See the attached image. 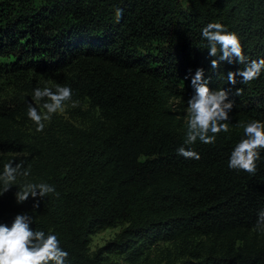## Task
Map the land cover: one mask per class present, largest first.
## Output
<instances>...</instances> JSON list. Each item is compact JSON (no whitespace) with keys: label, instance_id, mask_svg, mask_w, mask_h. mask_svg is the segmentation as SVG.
Masks as SVG:
<instances>
[{"label":"trees","instance_id":"1","mask_svg":"<svg viewBox=\"0 0 264 264\" xmlns=\"http://www.w3.org/2000/svg\"><path fill=\"white\" fill-rule=\"evenodd\" d=\"M209 23L236 33L249 61L264 58V0H0V81L31 94L30 75L56 77L71 88L69 102L89 106L85 128L55 114L42 132H27L28 95L0 101V174L22 165L8 191L0 181V224L32 217L34 231L57 236L65 264H138L167 243L178 249L173 264H264V151L255 175L228 167L242 125L264 122V71L234 87L226 74L243 65L210 71L201 36ZM198 68L235 103L228 132L187 145ZM181 146L200 159L178 155ZM30 183L55 193L18 204ZM118 225L90 254L91 236Z\"/></svg>","mask_w":264,"mask_h":264},{"label":"clouds","instance_id":"2","mask_svg":"<svg viewBox=\"0 0 264 264\" xmlns=\"http://www.w3.org/2000/svg\"><path fill=\"white\" fill-rule=\"evenodd\" d=\"M123 10L116 9L115 18L119 23ZM201 36L207 41L206 49L210 60V71H218L223 62L239 63L243 67L236 71H228L227 84L233 87L238 83L249 84L260 77L264 71V58L249 61L244 54L239 36L234 32L225 30L221 23H209L202 29ZM194 94L188 99L187 133L185 144L191 145L197 140L204 144H214L216 137L221 132L229 131L230 112L234 109V100L230 98V92L226 88L213 90L209 81L205 79V70L198 68L191 79ZM242 89H236V95H240ZM46 98V99H45ZM33 99L35 105L29 104L28 117L36 125V131L42 132L45 122H50L52 116L62 112L66 102L72 101V90L69 87L57 86L55 91L50 88H37L34 90ZM46 111H38L41 106ZM78 102L73 101L72 107H77ZM244 138L235 146L231 153L228 167L233 170L243 171L255 175L257 161L264 151V122L251 121L242 125ZM177 154L186 159L199 160L197 152L187 150L181 146ZM20 164L4 165L0 181H3V192L9 190L16 181ZM27 171L23 175L27 176ZM15 194L18 204L32 198H44L55 193V188L46 183L25 184L19 187ZM59 196V193H56ZM39 207V200L34 205ZM32 217L26 214H18L11 227L0 224V264H65L68 253L60 246V241L54 234H45L43 231H34L31 228ZM257 227L264 228V210L258 213Z\"/></svg>","mask_w":264,"mask_h":264},{"label":"rangeland","instance_id":"3","mask_svg":"<svg viewBox=\"0 0 264 264\" xmlns=\"http://www.w3.org/2000/svg\"><path fill=\"white\" fill-rule=\"evenodd\" d=\"M7 62V59H0V63ZM55 78L53 77H47V78H40V77H34L30 75V81L32 82L33 91L37 88L43 89V88H50L53 91H55L57 84L55 83ZM21 92V94H24L25 96L28 95L29 101L35 105V101L33 99L34 92L33 93H26L22 92L21 88H17L11 81L7 80V78H4L0 81V101H6L11 100L14 97L17 96V94ZM46 99V98H45ZM41 106L38 107V111H46ZM179 104V103H178ZM177 105V104H176ZM89 106L87 104H79L77 107H72V102H66L64 105V109L62 112L57 113L58 115L62 116L64 119H67L74 123L76 126L80 128H85L88 125L89 118H87V111ZM78 110L80 111L79 114ZM47 121L45 122L46 125ZM33 126H36L35 124L28 125L26 130L29 132ZM32 132V131H30ZM1 156V154H0ZM123 226L118 225L114 228H108L104 230H100L97 233L93 234L91 236V241L89 244V253L94 254L96 253L100 248H102L106 243L109 241H112L115 236L122 230ZM109 256V261L112 262H118L123 263L122 259L117 255H107ZM179 256L178 249L176 246L172 244H159L156 247H153L150 249L149 253L146 254V257H144L138 264H173Z\"/></svg>","mask_w":264,"mask_h":264}]
</instances>
